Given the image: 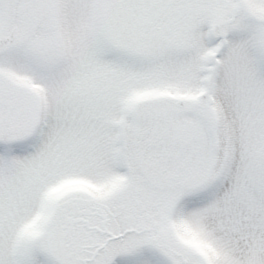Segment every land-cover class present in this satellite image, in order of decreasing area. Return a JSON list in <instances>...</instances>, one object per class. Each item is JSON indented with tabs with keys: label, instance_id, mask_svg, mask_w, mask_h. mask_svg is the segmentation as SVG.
I'll return each mask as SVG.
<instances>
[{
	"label": "snow or ice",
	"instance_id": "obj_1",
	"mask_svg": "<svg viewBox=\"0 0 264 264\" xmlns=\"http://www.w3.org/2000/svg\"><path fill=\"white\" fill-rule=\"evenodd\" d=\"M0 264H264V0H0Z\"/></svg>",
	"mask_w": 264,
	"mask_h": 264
}]
</instances>
